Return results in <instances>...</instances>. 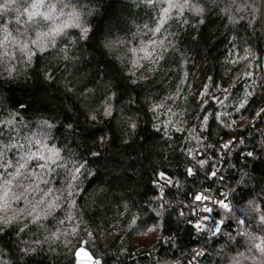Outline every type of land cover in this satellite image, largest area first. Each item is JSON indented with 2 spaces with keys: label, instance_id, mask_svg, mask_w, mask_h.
I'll return each mask as SVG.
<instances>
[{
  "label": "clouds",
  "instance_id": "1",
  "mask_svg": "<svg viewBox=\"0 0 264 264\" xmlns=\"http://www.w3.org/2000/svg\"><path fill=\"white\" fill-rule=\"evenodd\" d=\"M0 264H264V0H0Z\"/></svg>",
  "mask_w": 264,
  "mask_h": 264
},
{
  "label": "trees",
  "instance_id": "2",
  "mask_svg": "<svg viewBox=\"0 0 264 264\" xmlns=\"http://www.w3.org/2000/svg\"><path fill=\"white\" fill-rule=\"evenodd\" d=\"M109 14L111 15V9H109ZM12 100H13V103L18 102V98L15 95H13ZM255 167L257 170H260L261 165L257 164ZM140 243H144L145 245H147L148 243H150V241H140Z\"/></svg>",
  "mask_w": 264,
  "mask_h": 264
}]
</instances>
